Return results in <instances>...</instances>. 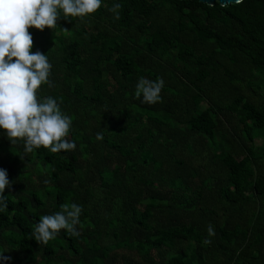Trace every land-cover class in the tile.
<instances>
[{
    "label": "trees",
    "instance_id": "obj_1",
    "mask_svg": "<svg viewBox=\"0 0 264 264\" xmlns=\"http://www.w3.org/2000/svg\"><path fill=\"white\" fill-rule=\"evenodd\" d=\"M28 31L52 65L38 99L77 147L26 152L0 130L2 264H264V0H104ZM140 77L164 79L160 101L135 96ZM72 202L76 232L38 241Z\"/></svg>",
    "mask_w": 264,
    "mask_h": 264
},
{
    "label": "clouds",
    "instance_id": "obj_2",
    "mask_svg": "<svg viewBox=\"0 0 264 264\" xmlns=\"http://www.w3.org/2000/svg\"><path fill=\"white\" fill-rule=\"evenodd\" d=\"M104 0H0V130L11 143L23 139L24 150L31 152L41 146L52 152L72 151L77 145L69 135L72 118L62 111L57 98L38 99V89L43 83L51 85V68L47 54L32 52L33 38L29 27L43 30L55 28L63 16L86 17L101 8ZM121 4L109 9L119 19ZM165 87L162 77L155 80L140 77L135 86V96L143 103L155 104L162 99ZM102 139V133H97ZM13 182L8 171L0 167V211L9 206L5 189ZM82 206L72 202L61 205V211L43 215L36 224L34 235L38 241L47 242L61 229L76 232L80 223ZM209 236L215 235L209 224ZM0 251V264L11 260Z\"/></svg>",
    "mask_w": 264,
    "mask_h": 264
},
{
    "label": "water",
    "instance_id": "obj_3",
    "mask_svg": "<svg viewBox=\"0 0 264 264\" xmlns=\"http://www.w3.org/2000/svg\"><path fill=\"white\" fill-rule=\"evenodd\" d=\"M199 1L205 2L207 4H214L217 1L220 5H226L230 3L239 2L240 0H199Z\"/></svg>",
    "mask_w": 264,
    "mask_h": 264
},
{
    "label": "rangeland",
    "instance_id": "obj_4",
    "mask_svg": "<svg viewBox=\"0 0 264 264\" xmlns=\"http://www.w3.org/2000/svg\"><path fill=\"white\" fill-rule=\"evenodd\" d=\"M263 142V139H261V138H257L256 139V144H260V143H262Z\"/></svg>",
    "mask_w": 264,
    "mask_h": 264
}]
</instances>
